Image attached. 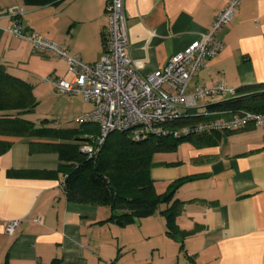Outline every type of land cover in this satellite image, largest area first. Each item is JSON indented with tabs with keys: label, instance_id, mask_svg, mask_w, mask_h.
Returning a JSON list of instances; mask_svg holds the SVG:
<instances>
[{
	"label": "crops",
	"instance_id": "0c3cea01",
	"mask_svg": "<svg viewBox=\"0 0 264 264\" xmlns=\"http://www.w3.org/2000/svg\"><path fill=\"white\" fill-rule=\"evenodd\" d=\"M226 2L124 0L129 53L138 72L148 75L163 69L173 55L200 38ZM17 6L24 9L20 21L25 32L38 33L69 55L94 63L107 39L105 0L41 6L0 0V62L31 86L38 104L39 90L56 94L44 77L69 76L62 58L9 32L12 19L6 10ZM218 36L223 49L198 70L187 92L215 83L234 89L264 83V0H240ZM89 103L71 109L66 121L90 111ZM197 106L195 113L205 109ZM30 113L22 117L31 120ZM64 123L54 128L79 125ZM211 137L206 144L185 139L174 151L152 157L156 192L178 184L174 199L183 201L176 216L180 232L172 235L159 211L121 226L110 220L107 206L69 201L63 175L55 172L58 154L30 150L31 143L63 140L0 132V140L10 142L0 154V264H264V125L250 122ZM18 171L51 174L20 176ZM13 219L19 223L9 235L4 227Z\"/></svg>",
	"mask_w": 264,
	"mask_h": 264
},
{
	"label": "built area",
	"instance_id": "2783aa9c",
	"mask_svg": "<svg viewBox=\"0 0 264 264\" xmlns=\"http://www.w3.org/2000/svg\"><path fill=\"white\" fill-rule=\"evenodd\" d=\"M239 2L240 0H227L199 39L173 55L163 69L148 75L138 72L129 53L124 0H105L107 39L103 54L94 63H86L69 55L64 47L41 37L38 33L25 32L20 21L24 13L23 7H10L6 13L12 19L9 28L11 34L26 38L34 48L51 52L65 61L69 79L46 76L43 81L50 82L59 93L81 96L84 101L93 104L90 111L74 118L78 124L98 125V134L89 135L91 141L79 146L82 153L93 156L113 132H125L140 140L150 135L178 138L232 131L250 122L264 125L262 115L242 112L228 118L208 119L182 127L169 126L185 111L196 109L197 101L201 97L224 98L235 94L234 88L223 83L198 85L190 93L187 92V87L205 62L223 49L224 45L218 34L232 20ZM199 114L210 115L206 108ZM18 223V219L6 222L5 232L13 235Z\"/></svg>",
	"mask_w": 264,
	"mask_h": 264
},
{
	"label": "trees",
	"instance_id": "16d2710c",
	"mask_svg": "<svg viewBox=\"0 0 264 264\" xmlns=\"http://www.w3.org/2000/svg\"><path fill=\"white\" fill-rule=\"evenodd\" d=\"M61 0H24L27 4L41 6L58 3ZM37 105L31 86L24 80L10 74L0 62V132L14 136H41L63 140L62 142L31 143V151L55 152L59 164L55 172L63 175L62 187L69 201L107 206L111 209L110 220L124 226L137 219L159 211L165 218L167 233L180 232L176 216L183 201L174 199L178 184L157 193L151 177L152 157L155 153L174 151L185 139L200 144L211 141V136L220 133L198 134L188 137H156L153 135L136 140L125 132H113L93 156H87L79 146L90 142L89 135L98 134L95 123L79 124L69 129L46 126V120L36 124L22 116L34 110ZM208 116L187 110L169 124L182 127L214 118H228L234 114L250 112L264 117V83L244 85L235 89L233 96L222 98L216 103H207ZM223 132V131H221ZM10 145L0 140V154ZM20 176H47L50 171H18ZM113 188V191L111 190ZM162 204L167 205L160 210ZM50 264H59L53 260Z\"/></svg>",
	"mask_w": 264,
	"mask_h": 264
},
{
	"label": "rangeland",
	"instance_id": "374dc122",
	"mask_svg": "<svg viewBox=\"0 0 264 264\" xmlns=\"http://www.w3.org/2000/svg\"><path fill=\"white\" fill-rule=\"evenodd\" d=\"M54 93L56 94L52 93L53 95H46L43 94L42 91L40 93L39 90V94L41 95L39 98H37L38 104L36 105L35 110L29 114L30 119L36 124L41 123L43 119H47L48 121H50V124H52V127H56L57 125H59V123L63 122L64 120V124L66 125V127H69L77 123L75 120V122L66 121L69 118V111H71V109L79 110V107L86 108L90 106L89 102L83 101L78 96L66 97L60 95L56 91H54ZM221 100L222 97L220 96H204L198 99V104L201 107L202 105H206V102L216 103ZM198 109L201 110V108ZM209 113L211 114L212 111H209Z\"/></svg>",
	"mask_w": 264,
	"mask_h": 264
},
{
	"label": "water",
	"instance_id": "95a60500",
	"mask_svg": "<svg viewBox=\"0 0 264 264\" xmlns=\"http://www.w3.org/2000/svg\"><path fill=\"white\" fill-rule=\"evenodd\" d=\"M111 190L113 191V188L111 187Z\"/></svg>",
	"mask_w": 264,
	"mask_h": 264
}]
</instances>
